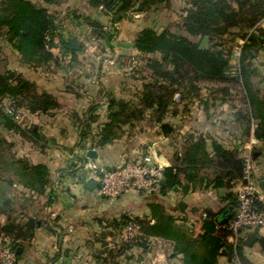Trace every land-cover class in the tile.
Segmentation results:
<instances>
[{
	"label": "trees",
	"instance_id": "obj_1",
	"mask_svg": "<svg viewBox=\"0 0 264 264\" xmlns=\"http://www.w3.org/2000/svg\"><path fill=\"white\" fill-rule=\"evenodd\" d=\"M87 1L99 9L101 2ZM169 1L103 0L102 3L104 13L113 18L129 11L150 13ZM179 18L183 34L152 27L137 33L133 47L138 56L159 55V58H144L148 74L140 78L134 72L131 74L130 78L137 82L135 87L138 89L130 98L109 103L105 121L99 120L96 105H91L80 115L73 114L79 132L77 147L103 148L121 139L127 129L131 130L143 121L157 127L166 124L168 117L176 113L175 106L186 100L185 97H197L196 82L199 81L237 84L244 106L234 113V119L239 122L241 134L248 139L252 131L255 139L264 141V92L259 86L261 80L254 82L258 77L254 61L264 49V28L259 26L264 19V0H186ZM83 20L96 39L109 41L114 36L111 25L106 30V26L97 20L88 17ZM60 27L46 8L31 0H0V35L20 55V63L33 71L45 70L51 63H58L52 52L56 44L48 37ZM232 28L243 31L241 38L244 40L235 76H229L232 50H225L217 42ZM203 40H206V46L201 45ZM59 41L72 58H78L81 49L73 50L69 40L61 36ZM138 56L134 62L138 61ZM219 90L222 95L230 91L226 87ZM176 93L180 94L177 101ZM208 104L203 103L205 107ZM58 105L53 95L41 90L22 73L15 70L0 73V217H6L3 224L0 222V235L18 239L17 250L21 241L31 237L32 229L16 222L17 216H11L15 203L11 189H20L32 201V195L47 192L49 170L45 164H34L26 157H18L14 150L15 141L8 135L36 143L38 133L18 123L19 108L23 107L31 114L48 113ZM7 109L12 114L7 113ZM182 138L181 150L174 152L171 165L162 170L163 183L159 184L158 193L165 196L175 188L183 195L197 190L226 189L221 199L226 203L225 209L230 208L232 214L236 194L227 189L226 183L228 180L238 182L242 178L243 150L237 147L227 149L217 140L203 135L186 133ZM202 216L199 231L186 221L178 223L179 219L161 204L151 205V219H132L141 227L143 235L140 240L148 242L157 237L172 242L173 256L181 255L182 264H218L222 255L229 262L252 264L246 256L243 238L236 244L230 243V232L223 224L217 226L212 211L204 210ZM128 220L129 217L125 216L119 221L120 230ZM137 242H124L121 248L138 246ZM259 242L264 248V238ZM121 248L118 252L122 251ZM19 257L17 251V259ZM57 259V256L52 258L53 261Z\"/></svg>",
	"mask_w": 264,
	"mask_h": 264
},
{
	"label": "crops",
	"instance_id": "obj_2",
	"mask_svg": "<svg viewBox=\"0 0 264 264\" xmlns=\"http://www.w3.org/2000/svg\"><path fill=\"white\" fill-rule=\"evenodd\" d=\"M32 3L46 8L56 18L61 26L55 32L58 40L60 36L68 40L75 39L70 30L82 23L87 25L83 20L85 17L101 22L106 28L111 25L114 36L109 41L95 38L96 43H100L99 52L93 51L94 49L89 51L75 39L81 49L77 54L78 58H72V54L63 49L59 42L52 48V52L56 57L59 52V56L67 59V64L58 66L56 70L53 68L54 71L51 72L49 69L58 64L51 63L45 70L39 68L35 71L36 76H32V81L41 90L53 95L59 105L48 113H32V130L39 135L36 143H27L15 137L19 144L32 146V151L22 152L25 157L34 164H45L49 170L47 192L40 196L32 195V207L30 204L23 206L16 214V222L22 226H29L32 219V235L26 240L32 239V262L29 263L182 264L181 255L173 256L172 242L161 238H150L146 247L130 245L122 249L123 243L118 241L119 221L125 216L151 219V205L161 204L167 212L179 219L178 223L186 221L196 231L200 230L204 210L212 211L217 226H221L220 223L227 217L224 213L228 210L221 199L226 189L197 190L183 195L180 189L175 188L165 196L158 191L150 194L129 191L109 198L100 195L96 187H89L90 181L97 182L82 165L94 162L112 169L129 157L144 153L163 170L171 165L174 152L181 150L184 142L182 137L186 133L213 138L227 149L237 147L245 152L246 146L254 137L251 131L250 137L244 139L239 122L234 119V113L244 105H229L225 102L210 103L207 107L194 102L187 106L178 104L174 108L176 113L166 120L169 127L166 134L161 126H151L143 121L135 128L127 129L121 139L103 148L77 147L79 132L73 114L80 115L91 105H96L99 120L105 121L109 103L115 99L131 97L128 87L137 84L128 77V69L134 62L133 59L139 55L133 47L134 38L146 27L173 31L172 25L179 19L186 0H170L150 13L129 11L116 14L113 18L93 7L87 0H32ZM72 25L75 27L72 28ZM259 26L264 28V19ZM87 28L90 33V27ZM106 57L109 60L106 61ZM254 66L262 88L264 49L258 53ZM255 140L252 154L264 210V141ZM90 149L97 151L96 159L86 156ZM84 156L86 159H83ZM231 183L233 187L227 189L235 193L238 182ZM220 190H223L222 194ZM180 201L184 203L183 210L178 208ZM30 209L32 215L23 220L24 214L20 213ZM5 221L6 217L1 216V224ZM252 232L257 234V239L250 246L246 245V256L252 264H264V248L259 242L264 238V229L251 231L246 237ZM24 244L25 241H21L18 247L20 257L17 264H25ZM120 248L122 251L118 252ZM54 256L58 257L56 261L52 260ZM224 260L226 264H230L225 255L219 257L218 264Z\"/></svg>",
	"mask_w": 264,
	"mask_h": 264
},
{
	"label": "built area",
	"instance_id": "obj_3",
	"mask_svg": "<svg viewBox=\"0 0 264 264\" xmlns=\"http://www.w3.org/2000/svg\"><path fill=\"white\" fill-rule=\"evenodd\" d=\"M99 8H103V0ZM54 44L60 41L54 34L48 39ZM7 113L12 114L10 109ZM256 142L252 138L245 148L243 156V175L238 181L235 191L236 206L231 216L223 223V227L230 232V243L236 244L240 238L245 239L251 231L264 229V210H262V198L259 194V186L255 176V161L252 154V145ZM82 167L99 184L100 195L114 198L122 193L134 191L150 194L157 191L162 180V168L155 163L148 154L139 153L124 161L116 168H108L94 162H88ZM143 233L141 227L132 218L122 226L119 242H131L140 240ZM19 240L8 235H0V264H17V249Z\"/></svg>",
	"mask_w": 264,
	"mask_h": 264
},
{
	"label": "rangeland",
	"instance_id": "obj_4",
	"mask_svg": "<svg viewBox=\"0 0 264 264\" xmlns=\"http://www.w3.org/2000/svg\"><path fill=\"white\" fill-rule=\"evenodd\" d=\"M32 1V0H31ZM99 10L104 13V8H99ZM181 19H177L175 24L172 25L173 31L177 34H183V31L181 30ZM80 25V24H79ZM88 25L85 24H81L80 26H76L72 25L71 27H75L73 30H70L71 32H73L71 34V36L75 39H78V42H80L82 45H84V47L86 49H88L89 51L92 49H94L93 51L95 52H99L101 50V47L99 46V42L96 43L95 41V35L91 34L88 32ZM70 27V29H71ZM161 27V26H160ZM109 28L107 27L106 30H108ZM243 34V31H241L238 28H232L229 30V32L224 35L220 40H217L218 43L221 44V47L224 48L225 50H232V55H231V62H230V69H229V76H235L237 73V67H238V58L240 55V50H241V45L243 44L244 40L241 38ZM74 39V40H75ZM94 43V44H93ZM96 43V44H95ZM206 40L201 41V45L202 46H206ZM96 45V46H94ZM57 52V51H56ZM57 60H58V64L57 66H54L52 68H50L49 70L52 72L54 71V69H58V66L61 65H66V60L64 59V57L60 55L59 52H57ZM153 57V58H159V55H148V56H138V61L137 62H132L130 64V68L128 69V72L130 73V75H128V77H131V74L134 72L135 75L140 78L141 76H145L146 74H148V71L145 70V60L144 58H148V57ZM81 58H85V57H81ZM100 59V58H99ZM106 61L109 60L108 57L105 58ZM20 55L12 49L11 45L8 44L4 38L0 35V73H3L6 70H15L16 72L22 73L23 77L29 79L30 81H32V76H36L35 71L32 70L31 67L29 66H24L20 63ZM54 68V69H53ZM259 78L256 77L254 78V82L258 83ZM137 84V82L135 81L134 84ZM260 86V84H259ZM196 87H197V97H185L186 100L181 101L182 103H186L189 104L191 103H197L199 105H203V103L207 102V103H219V102H225L229 105L234 104V103H238V104H242V97H241V93H240V88L237 84L235 83H229V84H219V83H215V82H210V81H199L196 82ZM228 88L230 91L227 95H222L220 93V88ZM129 92H130V96H132L136 90L138 89V87L135 86H130L128 87ZM261 88V86H260ZM262 92H264V86L261 88ZM175 99L176 101L180 99V94L176 93L175 95ZM223 100V101H222ZM180 103V104H182ZM5 104H7V102L5 101ZM18 115L19 118L18 123L21 124L22 127H29L32 129V114L29 113L26 109H24L23 107L19 108L18 110ZM13 137V138H11ZM9 139H13L14 141L15 136L8 135ZM18 140V138H17ZM15 142V147L14 150L16 152V155L18 157H25L23 155V153L28 152L29 150L32 151V149H30L31 147L29 146L30 144H19L18 142ZM29 143V142H27ZM25 151V152H23ZM23 152V153H22ZM27 158V157H26ZM30 160V159H29ZM122 165V164H121ZM10 194L12 196H14L15 199V203L13 206V213L11 214V216H17L16 214H18L19 211H21V209H23V206H27L28 204H30V196H24V193H22L20 191V189L18 188H12ZM30 206L32 207V203L30 204ZM21 215L24 214V216H22V219L24 220V218H27L29 216L32 215V209L27 210V212H23L20 213ZM25 250V255L23 257V262L25 264H31L29 262H32V239L25 241L24 247ZM221 264H226V260H224L223 263ZM230 264H238L236 261L234 262H230Z\"/></svg>",
	"mask_w": 264,
	"mask_h": 264
},
{
	"label": "water",
	"instance_id": "obj_5",
	"mask_svg": "<svg viewBox=\"0 0 264 264\" xmlns=\"http://www.w3.org/2000/svg\"><path fill=\"white\" fill-rule=\"evenodd\" d=\"M69 43H70V46H71V48H72L73 50H78V49H80V44H79L76 40H74V39L71 38V39H69ZM161 128H162L164 134H166V133L168 132L169 127H168L167 124H163V125L161 126ZM86 156H87L88 158H90V159H96V158L98 157V153H97L96 150H94V149H90V150L87 151ZM161 183H163V180H161ZM226 185H227L228 188H232V187H233V185H232V183L230 182V180L227 181ZM89 187H90V188H94V187H96L97 189H99L100 186H99L98 183H95L94 181H90V182H89ZM220 193L222 194V193H223V190H220ZM184 207H185V206H184V203H183L182 201L178 202V208H179L180 210H183ZM228 211H229V213H228ZM224 214H225L227 217H225V218L223 219V221H222L220 224H223V223H224V222H225V221L231 216L230 208H229L228 210H226ZM28 225H29L30 227H32V219L29 221V224H28ZM256 239H257V234H256L255 232H252V233H250V234L245 238V240H244V244L247 245V246H250V245H251ZM137 243H138L140 246H143V247H146V246H147V243H146L145 241H142V240H139Z\"/></svg>",
	"mask_w": 264,
	"mask_h": 264
}]
</instances>
